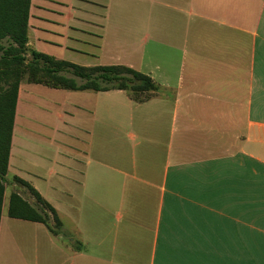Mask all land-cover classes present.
Listing matches in <instances>:
<instances>
[{"label":"crops","instance_id":"obj_1","mask_svg":"<svg viewBox=\"0 0 264 264\" xmlns=\"http://www.w3.org/2000/svg\"><path fill=\"white\" fill-rule=\"evenodd\" d=\"M133 1L148 6L147 98L19 88L8 173L20 167L79 249L3 207L0 264H264V0ZM71 6L52 10L60 44L31 5L28 51L78 50ZM106 11L89 33L101 49Z\"/></svg>","mask_w":264,"mask_h":264},{"label":"trees","instance_id":"obj_2","mask_svg":"<svg viewBox=\"0 0 264 264\" xmlns=\"http://www.w3.org/2000/svg\"><path fill=\"white\" fill-rule=\"evenodd\" d=\"M32 0H0V221L5 195L15 123L16 106L22 77L29 82L70 90H127L144 93L157 85L147 74L126 65L82 66L51 55L28 52V26ZM2 90V91H1ZM14 182L27 188L35 197L32 204L19 193H12L8 215L12 218L44 223L51 233L64 231L57 210L30 183L19 176ZM79 249L78 241H71Z\"/></svg>","mask_w":264,"mask_h":264},{"label":"rangeland","instance_id":"obj_3","mask_svg":"<svg viewBox=\"0 0 264 264\" xmlns=\"http://www.w3.org/2000/svg\"><path fill=\"white\" fill-rule=\"evenodd\" d=\"M65 3H68L69 0H60ZM91 1V0H90ZM85 1V0H70V2L75 3V6H71L70 15L73 17L72 23H76L80 28L78 31H72V36L78 38V41L70 39L71 43L75 44V47L78 50H69L62 49L60 46L55 44L46 43L43 40L36 43L37 49L39 51L46 50L56 57L73 61L77 64L84 66H93V65H111V64H124L131 66L141 72L147 73L148 69V44L147 40L144 41V33L148 24V6L143 2H136L133 0H123L124 1V12L120 13L117 11V1L112 0L108 4L110 5L106 11L103 7L94 4V2ZM44 2L45 8L42 9V15L47 20L44 21V27L49 30V32H43V37L50 41H56L61 44V40L58 35L54 33H61L64 30V25H57L52 22L53 16L56 15L53 12V9H58L56 4L58 0H32L33 13L37 14V9L42 8L41 3ZM100 3V0L98 1ZM143 3V4H142ZM138 7H141L140 12L137 10ZM106 11L109 14L110 25L106 28L107 41L106 46L101 49L96 45L97 40L91 39L92 32H98L97 27L100 24V17L103 15V12ZM52 19V20H51ZM94 22V23H92ZM67 26V24H66ZM100 28V27H99ZM71 36V37H72ZM144 41V42H143ZM34 43V39L32 40ZM95 43V44H94ZM27 56H31V51L27 52ZM21 82H29L28 75L25 74L22 77ZM0 87L4 90L7 87L5 82L0 83ZM2 91V90H1ZM130 93V91H129ZM126 93L123 95L125 96ZM132 94V93H131ZM137 99H145L148 97V94H134ZM19 145V144H18ZM17 148V147H16ZM19 167V166H18ZM20 171V167L17 169L12 167V173H8L5 179V195H4V213H7L9 207V200L12 193H19L23 198L33 203L35 197L31 192L21 186L20 184L14 182L13 171ZM20 175V174H18ZM65 236L66 241L69 243L73 234L71 231L67 230L64 227L62 233ZM70 244V243H69ZM73 245V244H72ZM75 246V245H74Z\"/></svg>","mask_w":264,"mask_h":264}]
</instances>
